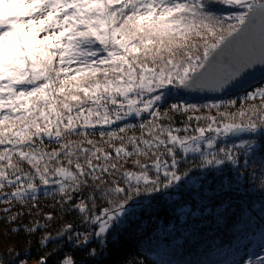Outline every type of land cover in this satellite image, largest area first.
<instances>
[{"label":"snow or ice","instance_id":"obj_1","mask_svg":"<svg viewBox=\"0 0 264 264\" xmlns=\"http://www.w3.org/2000/svg\"><path fill=\"white\" fill-rule=\"evenodd\" d=\"M257 66L264 67V0H0V204L36 207L41 194L51 196L85 230L67 224L41 245L95 239V258L127 243L138 215L187 191L193 239L191 218L207 222L209 205L238 192L240 167L264 152V86L246 91L238 109L231 99L174 98L242 86ZM176 114L186 116L182 126ZM229 169L237 176L225 182ZM209 177L221 180L218 189L209 190ZM258 215L264 220V204Z\"/></svg>","mask_w":264,"mask_h":264},{"label":"trees","instance_id":"obj_2","mask_svg":"<svg viewBox=\"0 0 264 264\" xmlns=\"http://www.w3.org/2000/svg\"><path fill=\"white\" fill-rule=\"evenodd\" d=\"M216 11L227 14L231 9L217 7ZM260 80L264 78L258 81ZM258 81L240 87L221 98L193 99L181 94L174 99L197 104L220 103L231 99L237 101L236 109H238L246 91L256 87ZM248 103L258 105L260 102L257 100ZM166 109L167 105L161 111ZM173 119L176 126H182L186 116L176 114ZM90 138L99 140L98 136ZM257 143L264 148V142L258 140ZM244 160L245 158L242 157L241 164ZM239 171L244 179L240 182L238 192L225 196L223 203L220 200L214 201L215 208L209 205L204 213L210 217L207 222L201 221L199 217L191 218V221L197 224L193 239L186 238L190 234L191 222L184 215L193 206L192 198L188 196L187 191L183 196L177 192L171 197L158 201L155 211L138 215L139 227L125 237L127 243L111 249V255L95 258H90L88 255L92 248L99 250L95 239L85 247H79L78 243L71 242L67 237L41 245L43 237L49 234L55 237L67 224H72L77 232L85 230L84 225L80 223L79 215L76 212H65L60 209L51 196L45 197L41 194L36 207H32L31 203L23 207L19 204L14 207L0 204V262L21 264V261H25L26 264H38L40 258H46L47 264H58L66 256L72 258L75 264H117V262L119 264H248L249 260L258 261L260 257H264V246L261 245L260 236V233H264V220L258 215L261 205L264 204V195H262L264 188L261 187V183L264 182V152L258 148L257 155L248 161L247 167H240ZM195 173L196 170L193 171V175ZM236 176L237 172L229 169L222 179L225 182L234 181ZM220 183V179L212 181L209 177V190L218 189ZM214 194L220 195L218 191ZM5 207L12 208L7 216L2 211ZM195 210L199 211L198 208ZM18 212H22L23 215L14 222L7 221L8 216ZM220 213L226 215L220 223H215ZM48 214L54 219L46 220ZM36 221H39L41 227L35 232H27L25 229L30 228Z\"/></svg>","mask_w":264,"mask_h":264},{"label":"water","instance_id":"obj_3","mask_svg":"<svg viewBox=\"0 0 264 264\" xmlns=\"http://www.w3.org/2000/svg\"><path fill=\"white\" fill-rule=\"evenodd\" d=\"M251 72H249L248 74L245 75L244 80H243V85L242 86H238V87H233V88H229L226 89L224 91L221 92H198V93H182V95H186L189 96L193 99H202V98H221L222 96H224L227 93H230L232 91L237 90L240 87H244L245 85H247L248 83L255 81L261 77H264V67L262 66H257L256 68H253L250 70Z\"/></svg>","mask_w":264,"mask_h":264},{"label":"rangeland","instance_id":"obj_4","mask_svg":"<svg viewBox=\"0 0 264 264\" xmlns=\"http://www.w3.org/2000/svg\"><path fill=\"white\" fill-rule=\"evenodd\" d=\"M256 86H264V80L258 81ZM241 138H244V137H241ZM234 139H237V138H234Z\"/></svg>","mask_w":264,"mask_h":264},{"label":"bare ground","instance_id":"obj_5","mask_svg":"<svg viewBox=\"0 0 264 264\" xmlns=\"http://www.w3.org/2000/svg\"><path fill=\"white\" fill-rule=\"evenodd\" d=\"M207 99H210V98H207ZM213 99H215V98H213Z\"/></svg>","mask_w":264,"mask_h":264}]
</instances>
